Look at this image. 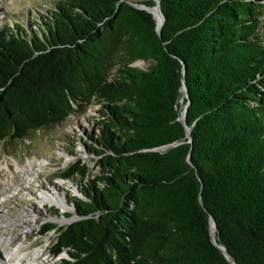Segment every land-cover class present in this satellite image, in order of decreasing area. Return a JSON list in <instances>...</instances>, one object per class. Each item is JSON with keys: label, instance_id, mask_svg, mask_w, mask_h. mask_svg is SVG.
<instances>
[{"label": "trees", "instance_id": "trees-1", "mask_svg": "<svg viewBox=\"0 0 264 264\" xmlns=\"http://www.w3.org/2000/svg\"><path fill=\"white\" fill-rule=\"evenodd\" d=\"M262 1L160 0L161 34L139 6L156 0H56L39 31L0 27V141L102 105L103 173L64 168L79 218L42 229L64 264H264Z\"/></svg>", "mask_w": 264, "mask_h": 264}, {"label": "rangeland", "instance_id": "rangeland-1", "mask_svg": "<svg viewBox=\"0 0 264 264\" xmlns=\"http://www.w3.org/2000/svg\"><path fill=\"white\" fill-rule=\"evenodd\" d=\"M55 3L56 0H0V27L20 21L29 30L39 31L37 24L51 15ZM134 65L147 69L151 61L140 59ZM101 106L94 101L85 110L71 114L58 125L31 132L26 139L0 141V187L3 192L0 200L5 202L2 207L4 215L17 218L16 224L8 228H15L13 232L29 245L28 250H42L41 253H45L43 258L47 260L45 264H64V260L71 257L67 251L57 256L52 254L57 231L43 235L44 225L53 222L66 226L78 219L75 198L85 197L78 176L64 179L59 175L78 158L90 166L88 179L103 173L100 156L90 150L92 136L100 130L97 120L101 117ZM28 166L33 170L30 174L25 172ZM55 183L58 190L53 188ZM54 190L64 196L69 210L62 211L55 204L40 201L43 192ZM12 209L14 212L10 214ZM11 236L12 232L7 230L1 235L0 243ZM1 249L6 257L7 248L1 246Z\"/></svg>", "mask_w": 264, "mask_h": 264}, {"label": "bare ground", "instance_id": "bare-ground-1", "mask_svg": "<svg viewBox=\"0 0 264 264\" xmlns=\"http://www.w3.org/2000/svg\"><path fill=\"white\" fill-rule=\"evenodd\" d=\"M155 11L161 19L162 17L157 7ZM30 168L31 166H28L26 168V171H25L26 174L31 173L32 169ZM0 169H1V164H0ZM0 182H1V176H0ZM53 185H54L53 187L54 189L58 188L57 183ZM1 191H2V188L0 187V195L3 193ZM40 201L42 203H44L45 201H48L50 204H55L62 211L69 210V206L67 204L66 199L56 190L49 191V192L48 191L43 192V194L40 197ZM4 203L5 202H3V200L2 201L0 200V240H1V235L7 233V230L8 232L9 231L12 232V236L10 238L6 237L5 241L3 243H0V264H45L47 260L43 258V255L45 253L44 252L41 253L42 250H39V249L35 251L28 250L29 245L26 244L24 241H21L20 236L13 232L15 228L14 227L8 228L9 225H12L13 223L16 224L17 218L13 219L11 217H6V215H4V211L2 208L4 206ZM13 212H14V209L11 210L10 214H12ZM26 222L27 221H25V223ZM1 246L7 248L6 257L3 255V252L5 251H2Z\"/></svg>", "mask_w": 264, "mask_h": 264}, {"label": "water", "instance_id": "water-1", "mask_svg": "<svg viewBox=\"0 0 264 264\" xmlns=\"http://www.w3.org/2000/svg\"><path fill=\"white\" fill-rule=\"evenodd\" d=\"M157 1V5L156 6H148V5H146V4H140L139 6L140 7H142V8H146V9H148L149 11H151L153 14H154V16L158 19V31H159V33L161 34V30H162V26H163V24H164V22H165V15H164V12H163V9H162V7H161V5H160V0H156ZM156 7L158 8V10H159V12H160V14H161V19H160V17H159V15L156 13V11H155V9H156ZM184 90L185 91H187V87H186V85H184ZM190 102H191V100H189L188 102H187V104L185 105V108H184V110L182 111V114H181V116H180V119H183V120H185L186 119V112H187V107H188V105L190 104ZM187 132H188V136L190 137V140L192 141L193 140V138H192V135H191V129H190V127L187 125ZM210 220H211V233H212V239H213V241L216 243V244H218V246L226 253V255L230 258V255H229V253H228V251L226 250V248L222 245V244H220V243H218L217 242V240H216V238H215V231L217 230V221H216V219H215V217L211 214L210 215Z\"/></svg>", "mask_w": 264, "mask_h": 264}]
</instances>
